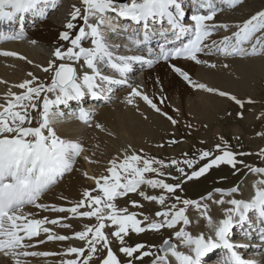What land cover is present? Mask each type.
Returning a JSON list of instances; mask_svg holds the SVG:
<instances>
[{"label": "snow or ice", "instance_id": "1", "mask_svg": "<svg viewBox=\"0 0 264 264\" xmlns=\"http://www.w3.org/2000/svg\"><path fill=\"white\" fill-rule=\"evenodd\" d=\"M58 3L59 0H0V23L18 25L20 29L11 35L0 32V38L20 39L26 16L43 20L50 14V9L58 7ZM185 3L191 6L190 13L186 11ZM242 3L243 0H81L83 8L72 6L70 20L65 25L68 31L60 34V39L67 41L70 46L63 50L56 48L53 53L55 59L49 61L46 67H42L44 72L52 73L50 83H38V78L29 73L31 79L14 86L21 90L19 93L9 89L0 99V254L12 258L14 264H27L25 260L20 259L21 257L58 255L28 250L34 247L31 243L33 238L45 233L47 241L77 239L83 243V246L79 247L69 246L62 255L73 258L62 260L60 264H90L98 252L105 251L106 255L100 259V264H121L104 231L108 226L105 221H108L116 227L111 235L122 245L119 251L129 258L139 253L135 259L153 255L156 257L154 264H203L204 258L209 254L224 249L230 254V259L225 264H254L253 261L245 260L238 254L235 250L236 245L229 237L236 227H252L256 224L261 225L259 231L264 234V168L262 167L245 165L250 173L261 177L253 183L254 195L250 200L231 198L225 201L221 198L215 201L217 204L227 203L231 206L225 209L224 218L218 222H214L208 214L207 205L176 196V201L183 207L177 208L176 204L167 206L156 213V216L162 217V220L142 227L143 221L137 219L136 213H128L127 208L118 209L114 203L116 198L136 192L141 185L160 188L169 194L175 193L177 189H181L182 183L198 179L212 167L221 164L230 165L239 171L237 164H242L243 161H238L237 156L245 153H233L219 144L216 148L221 154L208 160L204 166L190 174L179 167L178 161L172 160L171 165L177 166V171L184 177L178 184L167 183L164 179L146 178L147 173L164 176L162 169L168 165L135 152L128 154L125 150L123 158L118 156L109 161L110 166L106 169L108 175L89 177L94 180L96 188L86 190L83 198L75 205L65 208L38 203L42 193L57 183L65 173L72 171L76 157L83 151L80 143L57 135L54 125L64 116V113L58 110L59 106L68 105L70 101L81 102L86 96L99 99L106 85L126 83L124 79H116L105 74V68H110L123 77L132 71L134 64L151 66L154 63L153 59L142 54L120 55L115 49L121 45L111 42L112 35L123 36L137 49L141 45L148 44L154 37H160L162 43H160L158 59L187 58L199 63L198 54L209 49V44L206 42L213 33L218 28L229 27L226 24L210 23L222 11L220 5L235 8ZM114 19L128 21L130 24L116 25L113 23ZM77 20L82 21L79 27L73 23ZM186 20H190L191 23H187ZM130 25L135 27L131 29V34H128ZM236 27L237 30L231 36H225L219 42L211 41L212 46L225 55L254 56L264 53V10L256 12ZM185 37L188 39L180 47L172 49L167 47L171 41L183 40ZM249 43L250 49L245 47ZM128 46L123 45L125 48ZM3 55L17 54L5 52ZM173 68L185 80H189L186 72L175 65ZM196 86L206 87L203 84ZM206 90L217 91L212 88ZM130 95L141 97L156 112H161L157 104L141 91L133 89ZM219 95L228 94L221 91ZM231 99L238 104L241 103L234 96ZM128 103L132 104L133 101L129 99ZM78 119L88 123L89 111L80 107ZM169 119L173 124L176 123L171 117ZM34 123L36 126H33ZM96 127L103 130L100 124ZM212 155L209 151H202L200 159ZM85 159L87 160L88 157ZM183 163L188 168L193 167L192 160H184ZM97 191L99 194L93 196L92 192ZM216 191L220 192L221 197L232 196L233 193L239 192V187H233L227 193L221 189ZM139 194L146 200L165 204L164 195L159 197L146 195L143 191ZM132 204L134 207H142L136 201ZM29 205L53 212L70 213L73 218H95L97 223L92 226L86 225L84 230L75 232L72 236L54 234L51 228L44 225L71 227L68 224H61V220L68 217L35 219L32 218V213L24 211ZM189 206H195L207 219L214 236L206 237L203 233L193 236L184 227H180L174 233V237L189 249L188 253L178 250L171 239H165L157 252H140L145 248L143 244L134 247L123 246L125 236L130 230L141 233L145 230H159L165 227L175 228L181 223L190 224L191 221L186 215ZM42 243H45V240L36 241V244ZM151 247L156 248L155 245ZM129 264H132L131 259Z\"/></svg>", "mask_w": 264, "mask_h": 264}, {"label": "bare ground", "instance_id": "2", "mask_svg": "<svg viewBox=\"0 0 264 264\" xmlns=\"http://www.w3.org/2000/svg\"><path fill=\"white\" fill-rule=\"evenodd\" d=\"M73 5H76L79 7L82 4H81V1L59 0L58 7L56 9H50L49 10L50 14L43 20H41L40 18L32 17L30 15L26 16L24 26H23L22 37L20 39L9 40V39L0 38V73L1 75H4V77L10 83L15 82L16 84H19L23 82L24 80H26L23 77H21L22 75H25V74L27 75L29 73H32L33 76L38 78V81H37L38 83H45V84L50 83L51 72H44L42 75H37L35 73V66L39 68L46 67L49 63V61L46 58L48 57L47 55L48 52L51 54L58 47L63 49L69 46L67 41H63L60 39V34L64 31H68L65 25L70 20L69 14L72 11ZM82 7L83 5L81 6V8ZM220 19L222 20H214L213 22H210V23L228 25V23H226L228 21H223L224 20L223 18H220ZM229 20L231 22L235 21V20H232L231 18ZM186 22L188 23V20H186ZM73 23L77 24V27H79V25L82 24V21L77 20V21H73ZM221 29L223 30L220 31ZM19 30L20 29L18 25L0 23V32H3L5 35L14 34L15 32ZM225 36H230L229 33L226 31V29L218 28L213 33V35L209 38V41L206 42L209 44L210 50L205 49V51L202 53H204L205 55H209L210 53L216 52V53L225 55L222 52L217 51L215 47L212 46L211 44V41L214 40L216 42H219ZM187 39L188 37H185L183 40H179V41L173 40L167 45V47L169 49L180 47L183 43L186 42ZM151 40L152 42L150 45L140 46L138 49L136 48L133 53H127V50L133 47L131 44H128L127 42H126L127 45H129L127 48L123 47V45H126V44L122 43L121 47L115 49V51H117L120 55H133V54L145 55L147 58L154 60V63L151 66H148L145 64H139V63L134 64L132 71L129 73H126L123 77H121L118 73H115L110 68H106L107 70H105V74L109 76L116 75L114 77L116 79H124V80L127 79L126 82H128L131 85H134L137 88V90L141 91L143 94L148 95L149 98L152 99L153 102L156 103L157 106L161 109V112H156L141 97L131 96L130 95L131 93L128 91L123 92L119 95L120 100L116 102V104L114 103L115 104L114 106H108L107 103L102 100L98 102L87 101L86 103V110L89 111L90 117H91L92 112H96V110H94L93 108L98 107L99 115L96 118L95 123H93L94 126L102 123L105 126V129L109 130V133L107 134L108 138L110 136H115V138L116 136L121 137L120 142L122 141L124 142V143L122 142L118 146L120 147L122 145L121 153L118 155L121 158H123L121 155L125 153V150H127V152H130V151L137 152L136 150L148 149L150 146L156 145V143L159 144L161 142L159 141L158 143V138L160 139L161 135L165 131L167 132L168 129L173 128L172 127L173 123L171 122L169 117H171L172 119L176 121V118L181 116V114L179 113L180 109H176L173 104H175V106L179 108H182L183 109L182 111L185 112L186 111V109L184 108L185 105L188 102L193 100V97L195 94H199V91H197L195 87L196 83L198 82L197 73H198V76H200L201 78L209 80L213 84H219L225 90H229V88L232 89V88H241L244 86H249L250 83L253 81L251 80L252 79L251 77L253 75L252 73H254L256 69L260 67L262 68V66L258 67V64L257 66L255 65L256 60H252L251 62L246 61V63L242 64L241 66L242 70L240 72L235 71L233 74H228V75L224 74V76H221L218 73L213 72L211 68H210L211 70H207L205 67L202 66L203 68L201 67L200 69H198L199 63L192 61L190 59H187V58L169 57L168 60L158 59V57L160 56V43H162V38L154 37ZM33 41H35V43H33ZM245 47L250 48L251 44L249 43L248 45H245ZM149 49H151V52H149ZM5 52L16 53L17 55L6 56V55H3V53ZM225 56H228V55H225ZM198 60L200 62L203 61L200 54H198ZM29 61H31V63H29ZM257 61H260V60H257ZM136 65L139 67L138 69L136 68ZM173 65H175L176 67H179L181 70L186 72L189 75V80H185L182 76H180L174 70ZM11 68L13 69L15 68L13 71L14 73H11L10 71ZM8 75L12 77L10 78ZM31 78L32 77L29 76V79ZM2 84H3V81L0 80V87L2 86ZM107 86H110V87H108V92L105 95V99L107 100L110 99V102L108 103H111L114 100V95H115L114 93L115 92L117 93V91L121 90L122 86H120L119 84L107 85ZM11 91L19 93L21 90L16 87H13L11 88ZM234 94L236 93L234 92ZM4 96L5 95H0V99H2ZM205 98L208 99L207 96ZM129 99L133 101L132 104L128 103ZM209 102L210 104L208 105V102L205 101L204 98L203 99L199 98V100L194 102L195 103L194 109L195 108L201 109L202 112L206 113V117L207 115L210 117L212 113L210 112L211 109L209 108V106L211 104L213 105L214 102L212 100H209ZM222 102H219V103H222ZM190 107L193 109L192 106ZM202 107L204 108L202 109ZM90 109H93V110H90ZM33 115H36V113H33ZM164 115H167L165 116L166 118L163 117ZM63 117L64 118H61V120L57 124L54 125L57 135L60 136L61 138L78 142L81 145H86L89 148V154H90V152L93 149H95L94 142L92 141L94 137L91 135L88 136V131L86 129L82 130V126H84L83 123L85 124V122L78 119V117L76 118L74 117L72 120H69L70 117H66L65 115ZM90 121L91 120H89V122ZM178 121L180 120L178 119ZM33 126H36L35 123L33 124ZM85 128H88V127L85 126ZM115 140H112V141L115 142ZM93 151L91 153H93ZM86 157H88V159L87 160L85 159L84 163H85V166H87V169L83 171V174L87 173L88 178L98 177L97 174L93 173L94 168L89 163L88 154ZM78 159L79 158L76 157L75 163L73 164L72 171L65 173L63 177H61L57 181L58 185L60 186L56 187L55 185L57 183H55L54 185H51L49 189H47L44 193H42L38 203H42V204L49 205V206L68 208V207L75 205L83 198V193L86 190L90 189L89 184H91V182H94V180L89 178V183H86L84 181V177L81 175L82 168L79 166L80 163L78 162ZM237 159L239 160L238 157ZM102 175H106V173L103 172ZM259 178L261 177L257 174L249 175L246 180H242L243 182L240 183V186L238 185L239 192L233 193L232 196L224 195L223 197H221L220 192H212L210 193L211 197H209V194L206 196L207 200L204 201V204L202 205H207L208 214L212 217L214 222H218L220 219L224 218L225 209L231 206L228 205L227 203L223 205L217 204L215 203V201L221 198H223L225 201L231 198H236V199H241V200H246V201L250 200L251 197L254 195L253 183ZM145 187L147 189L149 188L148 185H141V187L136 192L129 193L126 196L133 195L140 190L144 191ZM221 189L225 190V188H222V187ZM224 192L227 193L228 191L225 190ZM57 193L60 195L62 194L64 197H68L70 199L59 198V195ZM149 193L150 192L146 190V194L148 195ZM151 194L153 195L154 192H152ZM120 198H116L114 203H116L117 200H120ZM139 205H143V204L139 203ZM126 208L128 210V213L132 212L131 211L132 208L130 209L128 206ZM83 210L84 209H81V211ZM194 210H195V213L190 214V216H188L191 223L188 225H183L181 223L177 225L178 229L180 227H184L185 230L190 232L193 236L199 235L201 233H203L206 237L209 235L214 236V231L212 227L208 224L207 219L204 216H202L200 211H198L196 208H194ZM24 211L26 213H32L33 214L32 218H35V219H44L45 217H47L48 219L68 217L67 219L61 220V224H68V225H71V227H61L59 225H51V224L44 225L46 227L51 228L54 234H60V235H66V236H72L73 233L82 231L80 225H89L95 220L93 218H80V217L73 218L70 213H60V212L48 211V210L36 208L35 206H32V205L26 206ZM148 217L153 218L155 222H159L160 220H162V217H157L156 213L153 215H148ZM147 224H150V223H146V225ZM146 225L142 224L141 226L145 227ZM163 229L172 230V228H167V227L159 229V230H152V233L154 235L152 234L151 239L149 241H146L145 244H143L145 245V248L141 249L140 251L142 252L147 248L148 251L155 252L153 248L151 247L154 244H156L154 236H158V234L161 231H164ZM237 230L239 229H237L236 227L232 231L233 235H235L232 237L233 238L232 242L236 245L235 250L238 253H241L242 254L241 256L245 260L253 261L254 264H264V241H256L254 243H250L247 236L239 235ZM46 236L47 234L41 233L39 237L33 238L31 243H33L34 247L28 250L37 251V252L56 253L58 255H50L47 257H42V256L27 257V258L21 257L20 259L25 260L27 264H60L62 260L73 258L67 255H62L63 253H65L66 249L69 246H77V247L83 246V243L77 239H69L66 241H47ZM172 239L174 241L173 243L177 245L178 250L184 251L186 253L189 252V249L181 245L180 241L176 240L174 235ZM37 240H45V243L36 244ZM244 242H248V245L245 248H242L244 247V244H243ZM134 246L135 245H130V247H134ZM244 254H247V255L245 256ZM137 255H139V253L134 254V257L131 259H134L135 256ZM150 256H153V255H150ZM150 256H147L144 258H148ZM153 257H154V260L148 264H154L156 257L155 256ZM127 259L129 260V258ZM215 261H216L215 259L211 258L207 262L208 264H214L216 263ZM0 264H14V261L12 258H7V257H4L2 254H0Z\"/></svg>", "mask_w": 264, "mask_h": 264}, {"label": "rangeland", "instance_id": "3", "mask_svg": "<svg viewBox=\"0 0 264 264\" xmlns=\"http://www.w3.org/2000/svg\"><path fill=\"white\" fill-rule=\"evenodd\" d=\"M73 1H81V0H73ZM220 7L222 11L219 12L220 14L219 13L217 14V16L215 17V20H222L220 18H223L224 19L223 21H228L226 23H228L229 27L226 29V31L231 36L232 33H234L237 30V27H236L237 25L243 23L250 16L254 15L256 12L264 10V0H243V3L241 5L236 6L235 8H230L227 5H220ZM185 8H186V11L190 13L191 6L185 3ZM230 18L235 21L231 22L229 20ZM188 23H190V20H188ZM222 30L223 29H221L220 31ZM66 48H63V49H66ZM53 53L50 54L48 52L47 54L48 57H46L48 61L55 59ZM199 54L203 61L199 62L198 69H200L203 66L207 70L212 69L213 72L218 73L221 76H224V74L225 75L233 74L235 71L240 72L242 70L241 68L242 64L246 63V61L251 62L252 60H256L255 65L257 66L258 64V67L262 66V68L257 67L258 69H256L254 73H252L253 74L251 77L252 78L251 80H253L251 82L252 84L250 83L249 86L241 87L242 89L241 88H232V89L229 88V90H225L223 87H221V85L213 84L209 80H206L198 76V73H197L198 82L196 83V85L203 84L206 87L199 88L195 85L197 91H199V94H195L193 97V100L190 101L193 104L188 102L185 105L184 107L186 109L185 112L182 111L183 110L182 108H179L175 106V104H173L176 109H180L179 113L181 114V116L176 118L177 124L176 123L172 124L173 128L168 129L167 132L165 131L161 135L160 139L158 138V143L159 141H161L159 144L156 143V145H152L148 149H140V150H136L137 152L130 151L127 153L131 154L132 152H135L141 156L144 155L145 158L151 159L154 157L156 160H160L166 163L165 165H168V166L162 169V171L165 173V176H159V175H156V173H147L148 177L146 176V178H150V179H154V178L161 179L162 178L165 180V182L170 183V184H174V183L178 184L181 182V180L184 179L183 175L177 171V166L171 165L170 162L172 160L178 161L179 167L184 168V170L186 169L185 172L190 174L192 171L197 170L198 168L204 166L208 162V160L214 158L216 155L221 154L216 148V145L218 144L221 145L222 147H226L227 150H230L233 153H245V155L237 156L239 158V160L238 159L237 160L243 161V163L237 164V168H239V171H236L232 166L226 165V164L214 166L202 177L182 183L181 185L182 190L177 189L176 192L172 194L166 193V191L163 189L151 188L149 186L148 189L145 187L144 191L140 190L133 195H128L126 197L122 196L121 198L118 197L120 198V200H117V202L115 203L117 208L124 209L127 206L130 209L132 208L131 209L132 212L131 211L129 212L136 213L137 219L139 218L141 221H143L142 224L144 225H146V223L155 222L153 218L148 217V215H153L161 210H164L167 206L176 204L177 208L181 206L183 207L182 204H179L176 201L175 199L176 196L181 197V199H189V200L198 201L201 204H204V201L207 200L206 196L212 192H217L216 191L217 189H221L222 187V188H225L226 191H230L233 187H237L238 185L240 186V183L243 182L242 180H246L247 177L252 174L249 172V169L245 167V165H248L250 167H264V158H263L264 154H262V150H264V60H263L264 53L254 55V56H241V55L225 56V55H222L216 52L210 53L209 55H205L204 53H199ZM257 60H260V61H257ZM57 63H59V61H57ZM213 65L215 66L213 67ZM225 65H227V67H225ZM136 68L138 69L139 67L137 66ZM14 69L11 68L10 70L11 73H14L13 72ZM35 73L37 75H42L44 71L42 70V68L35 66ZM8 76L10 78L12 77L10 75ZM50 76L52 78V73L50 74ZM21 77H23L24 79H29L28 74L22 75ZM0 80L3 81V84L0 87V95H6L9 89L13 88L16 84L15 82L10 83L4 77V75H1V73H0ZM207 88H212L217 91L209 92L206 90ZM133 89H137V88L131 84H127V83L122 84L121 90L117 91V93L116 92L114 93L115 94L114 100L111 103H107V105L114 106L116 102L120 100L119 95L121 93L127 92V91L131 93ZM221 91L227 93L228 95L226 96L219 95V92ZM234 92L236 94H234ZM206 96L208 99L205 98ZM233 96L236 97L237 100L241 101V103L238 104L236 103L235 100L231 99V97ZM199 98H202V99L204 98L205 101L208 102V105L210 104L209 100H212L214 102L213 105L212 104L210 105L211 107L209 106V108L211 109L210 112L212 113L210 117L208 115L206 117V113L202 112L201 109L195 108L196 110L198 109L197 111L194 109V104H195L194 102L199 100ZM219 102H222L224 105ZM190 106H192L193 109ZM203 108L204 107H202V109ZM93 109L96 110V112H92L91 117H90V120H91L90 122L85 123V124L83 123L84 126H82V130L86 129L88 131V136L91 135L94 137L92 141L94 142L95 149H93L94 151L92 150L93 153H91L92 152L91 151L89 154V148L86 145H82L83 151L80 154V156H78L79 158L78 162L80 163L79 166L82 168L81 175L84 177V181L86 183H89V178H88V174L87 175L83 174V171L87 169V166H85V163H84L85 157L87 156V154L89 156V163L94 168L93 173L97 174L98 177L102 176L103 172H105L106 175H108V173L106 172V169L110 166L109 161L115 159L121 153L122 145L120 147L118 146L123 142V141L120 142L121 137H118V136H116V138L115 136H110L108 138L107 134L109 133V130L105 129V126L102 123H100V125L102 124L103 130L93 125V123H95L96 118L99 115L98 107H95ZM93 109H90V110H93ZM165 116L167 115H164L163 117ZM178 119L180 121H178ZM85 126L88 128H85ZM112 140H115V142ZM202 151H209L213 155L212 157L201 160L200 153ZM123 155L121 156L123 157ZM184 160H192L193 167L188 168L183 163ZM154 167H160V165H154ZM55 186L59 187L60 185H58L57 183ZM89 188L90 189L88 190L96 188L95 182H91V184H89ZM146 190L150 192L149 194L154 192L153 195L151 194L152 196L159 197L160 195H164L166 198L165 204L161 205L158 201H149V200L144 199V197L141 196L139 193L143 191L146 194ZM97 194H99L98 191L92 192L93 196ZM58 195H59V198L70 199L68 197H64L62 194L61 195L58 194ZM133 201H136L138 204L142 203L143 204L142 207L134 208L132 204ZM194 208L195 206H189L188 209L186 210V215L190 216V214L195 213ZM145 217H147L148 219L145 220L144 219ZM96 223L97 221L94 220V222H92L91 224L87 226H92ZM105 223L108 226L105 228L104 231L106 235H108L109 237L110 246L112 250L116 253L121 264H129V260L131 258L127 257L125 254L119 251L122 245L115 237L111 235V233L116 230V227L110 225V222L108 221H105ZM85 226L86 225H80L82 230L85 229ZM177 229H178V226H176L175 228H172V230L163 229L165 232L161 231L158 234V236H154L155 243H156L154 245L156 246L155 248L156 250L154 248L153 250L157 252L159 245L162 244L165 239H171L173 241L172 238H173L174 232ZM152 234H153L152 230L150 231L145 230V233L141 232L137 234L130 230L128 235L125 236L126 241L124 245L130 246V245H137V244H145L146 241H149L151 239ZM144 251H148L147 248ZM105 255H106V251L98 252L97 256L93 257V260L90 261V264H98L100 262V259H102ZM127 258H129V260ZM134 259H131V261ZM153 260H154L153 256H150L148 258L143 257L142 259H135L134 261H132V264H139V263L148 264V263H151Z\"/></svg>", "mask_w": 264, "mask_h": 264}, {"label": "water", "instance_id": "4", "mask_svg": "<svg viewBox=\"0 0 264 264\" xmlns=\"http://www.w3.org/2000/svg\"><path fill=\"white\" fill-rule=\"evenodd\" d=\"M114 252V251H113ZM115 253V252H114ZM100 264V263H99Z\"/></svg>", "mask_w": 264, "mask_h": 264}]
</instances>
